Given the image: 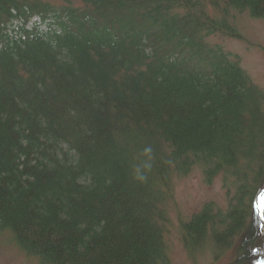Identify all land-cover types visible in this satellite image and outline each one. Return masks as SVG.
<instances>
[{"label":"trees","instance_id":"trees-1","mask_svg":"<svg viewBox=\"0 0 264 264\" xmlns=\"http://www.w3.org/2000/svg\"><path fill=\"white\" fill-rule=\"evenodd\" d=\"M234 10L264 0H0V228L22 251L169 264L175 179L199 169L225 202L180 219L189 260L264 264V89L210 41L239 37Z\"/></svg>","mask_w":264,"mask_h":264},{"label":"rangeland","instance_id":"rangeland-1","mask_svg":"<svg viewBox=\"0 0 264 264\" xmlns=\"http://www.w3.org/2000/svg\"><path fill=\"white\" fill-rule=\"evenodd\" d=\"M231 25L239 37L214 35L210 41L221 44L227 51L238 55L241 65L251 79L264 89V17L255 18L248 11L232 12ZM174 200L170 204V223H168L167 241L169 245V264H193L181 242L179 221L190 216L208 200H216L224 204V190L220 178L212 185H207L202 172L194 169L186 176L175 179ZM264 196L259 198V204ZM212 257L208 253L202 256L199 264H211ZM0 264H41L38 258L25 255L10 230L0 228ZM222 264V263H219Z\"/></svg>","mask_w":264,"mask_h":264},{"label":"water","instance_id":"water-1","mask_svg":"<svg viewBox=\"0 0 264 264\" xmlns=\"http://www.w3.org/2000/svg\"><path fill=\"white\" fill-rule=\"evenodd\" d=\"M262 210H263V207L260 209V212H262Z\"/></svg>","mask_w":264,"mask_h":264}]
</instances>
